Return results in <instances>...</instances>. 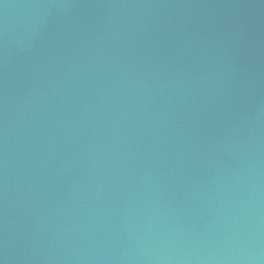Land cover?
Wrapping results in <instances>:
<instances>
[{
    "label": "water",
    "instance_id": "water-1",
    "mask_svg": "<svg viewBox=\"0 0 264 264\" xmlns=\"http://www.w3.org/2000/svg\"><path fill=\"white\" fill-rule=\"evenodd\" d=\"M0 264H264V0H0Z\"/></svg>",
    "mask_w": 264,
    "mask_h": 264
}]
</instances>
